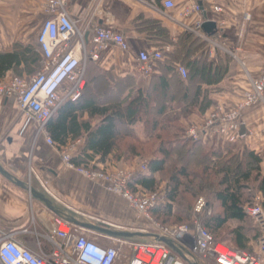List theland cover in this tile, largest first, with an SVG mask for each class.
<instances>
[{"label": "crops", "instance_id": "obj_1", "mask_svg": "<svg viewBox=\"0 0 264 264\" xmlns=\"http://www.w3.org/2000/svg\"><path fill=\"white\" fill-rule=\"evenodd\" d=\"M174 2L175 9L164 11L160 5L148 8L135 0H68V15L85 39L89 40L92 27L99 25L122 34L129 46L127 52L112 49L103 54L98 63L89 62L84 79L90 86L87 98L110 103L118 90L122 92L120 101L124 98L127 101V96L133 95L139 88L146 93L155 84L151 77L157 72L153 71L145 77L137 71L136 55L142 51L169 48V53L173 50L177 52L180 61L201 64L205 61L208 67L222 71L223 75L219 82L212 85L200 83L201 89L207 92L210 106L203 113L198 109L190 112L186 121L201 129L203 144L228 146L236 152L249 150L264 164V136L261 135L264 131V101L243 111L242 126L250 134L243 141L228 143L204 128L210 112L237 107L249 91L248 76L256 78L259 74L264 62V0H253L250 4H245L244 0H198L201 12L182 22L178 21V13L188 5V1ZM40 4L41 0H0V53L12 54L26 48L36 53L35 56L30 55L26 62H21L18 70H40L41 54L36 40L44 20ZM215 6L221 7L222 11L215 12ZM245 11L250 13L251 20L240 39L238 29ZM203 13L208 21L217 25V30L210 36L202 32L205 40L193 31L199 23H203ZM158 27L167 30L174 45L162 43ZM184 33L202 40L205 43L204 53L194 46L189 48L190 57L186 58L187 48L178 43ZM212 44L216 45L215 48H211ZM240 61L245 62L248 75L240 68ZM12 76L14 73L9 72L5 79ZM21 77L28 79L31 76L23 73ZM181 109V103L174 102L171 112H167L164 118L168 114L180 115ZM172 119L181 122V119ZM87 120L88 114L83 113L81 121ZM91 124L95 126L97 120L92 119ZM133 127L138 130V125ZM84 144L85 136H82L62 149H71V156L75 157ZM117 163L122 162L110 160L98 163V168ZM142 165H147V162ZM0 166L14 179L43 194L57 210L73 214L79 221L91 223L83 220L81 215L107 225L132 221V214L123 210L125 204L121 198L109 193L100 183L89 181L63 165L57 149L46 143L36 124L18 109L13 98H0ZM53 217L55 215L42 203L0 174V232L14 234L16 241L38 252L36 241H46L41 235L49 233ZM41 248L45 253L50 250L47 242L41 243Z\"/></svg>", "mask_w": 264, "mask_h": 264}, {"label": "built area", "instance_id": "obj_2", "mask_svg": "<svg viewBox=\"0 0 264 264\" xmlns=\"http://www.w3.org/2000/svg\"><path fill=\"white\" fill-rule=\"evenodd\" d=\"M135 1L148 8L160 5L164 11L175 9L174 0ZM187 1L188 5L178 13L179 22L201 12L198 0ZM67 2L68 0H41L40 8L44 20L36 37L41 54L40 70L28 79L12 76L8 80L0 81V98L16 100L18 109L36 124L46 143L57 149L66 168L89 181L100 183L109 193L121 198L139 220L150 223L155 229L154 234L172 241L183 258L167 245L152 239H110L76 228L55 216L49 233L41 235L46 241H36L38 252L16 241L14 234L0 232V264H264V199L261 196L256 197L254 203L244 209L247 217L259 229L256 251L249 253L232 249L214 241L198 222H194L193 228L187 225L162 226L155 222L150 216V210L163 205L164 197L157 193L133 192L130 189L135 177L147 172V165H142L134 173H107L102 167L94 170L77 167L71 161L72 150L59 149L52 141L45 125L64 105L80 100L85 86L86 64L98 63L102 55L112 49L122 53L129 50L128 42L122 34L99 25H94L89 40L85 39L68 15ZM251 2L253 0H244L245 4ZM214 11L221 12L222 9L215 6ZM250 20V13L245 11L238 29L240 39L245 35ZM201 24L193 31L200 39L205 40ZM215 46L212 44L211 48ZM169 51V48H164L139 52L136 55L137 71L149 77L153 73V65L162 61L163 53ZM239 66L246 75L249 74L244 61H240ZM176 67L180 77L186 79V69L181 65ZM248 82L249 91L237 107L213 111L204 125V128L228 143L243 141L250 136L247 131L240 134L242 113L264 101V62L258 76H248ZM186 135L193 141H198L201 129L188 128ZM261 135L264 136V131ZM204 206L203 199H198L195 211H201ZM90 234H96L102 239L90 237ZM43 242H47L50 247L48 253L42 251ZM123 246L130 247L131 254L120 263Z\"/></svg>", "mask_w": 264, "mask_h": 264}, {"label": "trees", "instance_id": "obj_3", "mask_svg": "<svg viewBox=\"0 0 264 264\" xmlns=\"http://www.w3.org/2000/svg\"><path fill=\"white\" fill-rule=\"evenodd\" d=\"M158 34L163 44L174 45L166 29L158 27ZM178 43L187 48L186 58L190 57L189 48L194 46L204 53L205 43L189 33L180 36ZM30 55L35 56L36 53L27 48L12 54L0 53V81L9 72L18 77L23 73L31 75L33 70H18L21 62H26ZM178 60L175 50L164 52L163 60L153 65V71L157 73L151 79L155 84L146 93L137 89L133 95L127 96V101L125 98L119 100L121 90L116 92L110 103L87 98L90 86L86 81L80 100L64 105L46 123L45 130L59 149L85 136L84 146L71 159L77 167L94 170L98 169V163L110 160L131 162L146 159L147 172L135 177L130 185L133 192L156 193L174 154L179 161L191 158L194 161H190V165H198V170L191 172L185 166L174 167L163 192L165 203L151 209L150 216L162 226L187 225L193 228L194 222H198L214 241L226 244L220 232L232 221L245 223L248 219L245 207L254 203L256 193L264 194V164L249 150L236 152L228 146L203 144L201 138L193 141L179 120L164 118L167 112H171L174 102L181 103V113L196 112V109L200 113L205 112L210 101L200 83L212 85L223 75L222 71L208 67L205 61L201 64ZM177 65L186 69V79L180 77ZM83 113L88 114L89 120L81 121ZM92 119L97 120L95 126L91 124ZM137 125L138 130L133 127ZM213 178L217 180L214 198L218 212L209 213L210 205L205 203L202 215L192 221L191 203L184 194L198 197ZM228 235L230 248L247 251L251 241L247 229L238 226L230 229ZM257 237L258 234L255 240Z\"/></svg>", "mask_w": 264, "mask_h": 264}, {"label": "rangeland", "instance_id": "obj_4", "mask_svg": "<svg viewBox=\"0 0 264 264\" xmlns=\"http://www.w3.org/2000/svg\"><path fill=\"white\" fill-rule=\"evenodd\" d=\"M37 24L39 26V22H37ZM36 31H37V29H36ZM35 73H37V72L33 70V75ZM33 75H30V76H33ZM14 76H17V75H14ZM8 79H5V80H8ZM212 112H210L209 115ZM177 116H172V115L168 114V116H166L165 119H167V120H170L172 118L181 119L180 125H182V127L184 126L187 129L188 128H197L198 127L196 125H191V124H189L186 121L188 119L189 113L188 114L187 113H181L180 115H177ZM207 119H208V117H207ZM207 119H206V121H207ZM184 120L187 123H184L183 122ZM127 143H128V141H127ZM125 144H126V142H125ZM177 157H178L177 154H174V156L172 157L173 159H170V161L167 164L166 174H165L164 177H162L163 179L159 183V188L156 191V193L159 194L160 196H163V192H164L165 186L167 184V181H168V178H169V174L171 173V171H172V169L174 167L185 166V167L189 168V171H191V172H193L194 170L195 171L198 170V165H197V167H195L193 165H190V161H191V163H192V161H194L191 158H188L187 159L188 161H184V160L179 161ZM146 162H147L146 159L133 160L131 162L130 161H128V162H124L123 161L121 164L117 163L118 165H114V166L110 165V167L109 166L104 167V170L107 173H134L138 169H140L142 164H144ZM216 189H217V180L214 179L212 181V183H208L207 184V188L203 192H201L198 197H196V198L193 197L192 198L190 195L184 194V198L187 199L191 203V209L190 210L192 212V215L194 216V217H191L192 221L194 220V218H197V216H200L203 213V212H201L202 210L198 211V212L195 211L196 202L200 198L203 199V201L205 203H208L210 205V209L208 211L209 213L213 214V213L218 212V207H217V204H216L217 201L214 198V192H215ZM260 196H261V199H264V194H261V193H256L255 198L256 197H260ZM124 204H125L124 205L125 207L123 208V210H128L129 212H126V213L132 214V221H131V223H127V224L126 223L112 224V225H110L112 227V229L117 230V231H127V232H142V233H150V234H154L155 233V229L150 225V223L148 221L145 222V221L139 220L137 218L135 212L129 208L128 204L126 202H124ZM81 218H83V220L90 221L91 223H96L97 222L96 219H92V217L88 218L87 215L86 216L85 215L84 216L81 215ZM238 226L244 227L245 229L248 230V235L251 238V241L247 245V248H248L247 251L249 253H254L256 251V244H255L256 240H255V237L257 236V234H259V229H258L257 224H255L249 218L246 219L245 223H238V222L232 221L220 232L221 235L224 236V241L226 242L225 245L230 248V242H229L230 236L228 235L229 234V230L233 229L235 227H238ZM90 237H93V238L96 237L99 240L102 239L96 234H90ZM137 241H146V240H137ZM100 242H103L105 244L108 243L107 241H100ZM130 254H131L130 247L123 246L122 250H121L120 263H123L125 261V259L130 256Z\"/></svg>", "mask_w": 264, "mask_h": 264}, {"label": "water", "instance_id": "obj_5", "mask_svg": "<svg viewBox=\"0 0 264 264\" xmlns=\"http://www.w3.org/2000/svg\"><path fill=\"white\" fill-rule=\"evenodd\" d=\"M202 10V8H201ZM217 30V25L215 23H212L207 20L206 14L203 13V23L201 24V31L207 35L210 36V34ZM245 129L243 126L240 128V134H244ZM0 174L8 180L10 183L14 184L20 189H23L29 193V195L42 203L46 209H48L50 212H52L55 216L65 220L67 223L71 224L72 226L79 228L81 230L89 231L96 233L98 235L110 238V239H121V240H128V239H152L156 242L163 243L167 245L170 249L177 252L182 258L183 255H181L178 250L175 248L172 241L169 239L160 237L156 234H150V233H142V232H127V231H117L114 229H111L109 225L106 223H86L79 221L73 214H66L62 211L57 210L52 202L46 198L43 194L35 191L33 188H31L28 185H25L24 183L14 179L8 172H6L1 166H0Z\"/></svg>", "mask_w": 264, "mask_h": 264}]
</instances>
